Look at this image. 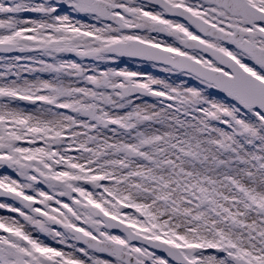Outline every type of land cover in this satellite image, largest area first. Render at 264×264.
I'll list each match as a JSON object with an SVG mask.
<instances>
[{"label": "snow or ice", "instance_id": "1", "mask_svg": "<svg viewBox=\"0 0 264 264\" xmlns=\"http://www.w3.org/2000/svg\"><path fill=\"white\" fill-rule=\"evenodd\" d=\"M0 264H264V0H0Z\"/></svg>", "mask_w": 264, "mask_h": 264}, {"label": "rangeland", "instance_id": "2", "mask_svg": "<svg viewBox=\"0 0 264 264\" xmlns=\"http://www.w3.org/2000/svg\"><path fill=\"white\" fill-rule=\"evenodd\" d=\"M141 67L148 68L149 70L155 71L150 64H143Z\"/></svg>", "mask_w": 264, "mask_h": 264}]
</instances>
